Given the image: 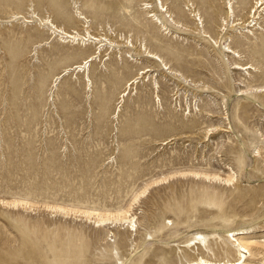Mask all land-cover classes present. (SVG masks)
<instances>
[{"label":"rangeland","instance_id":"374dc122","mask_svg":"<svg viewBox=\"0 0 264 264\" xmlns=\"http://www.w3.org/2000/svg\"><path fill=\"white\" fill-rule=\"evenodd\" d=\"M256 1L0 0V198L34 209L0 203V264L235 259L240 228L264 242V92L248 89L264 87V7L249 23ZM52 24L108 45L65 74L99 42L73 43ZM227 167L230 185L178 178L151 188L132 211L137 231L69 211L106 216L166 174Z\"/></svg>","mask_w":264,"mask_h":264},{"label":"bare ground","instance_id":"6f19581e","mask_svg":"<svg viewBox=\"0 0 264 264\" xmlns=\"http://www.w3.org/2000/svg\"><path fill=\"white\" fill-rule=\"evenodd\" d=\"M162 6L163 2H161ZM231 6V5H230ZM264 7V0H257L255 3V6L253 7V9L250 11V17L249 20L252 19L249 23L252 24L254 23V26L258 24V20L261 18L262 16V8ZM234 11L232 6L230 8L227 7V16L229 17V19H231L232 17H234L233 15ZM180 25V24H178ZM52 27L55 29L54 32H60L62 34H64L66 36V38H69L71 42H75V43H81V44H85L86 41H98L99 45L97 50L95 51V53L91 54L90 56H88L84 61H82L81 63L78 64H74L68 68H66L64 70L65 74H68L72 71H83L87 66H89L90 62H92L95 58H97L102 50L104 49L105 46L108 45V42H105L106 39H102L99 38L98 36H94L92 35L90 32L87 33H80L78 31H66L64 28L59 27L55 24H52ZM208 35L206 34L205 37H207ZM218 42V41H216ZM110 44V43H109ZM147 51V55L150 58H153L157 61H160L164 64V69H171V67L168 66V64H165L164 61L160 58V56L157 53H154L152 51ZM228 52H233L235 54L236 57H239L238 54H236V51L234 50H228ZM236 68L238 70H248V69H252L253 66L249 65V64H241V63H236ZM172 70V69H171ZM63 72V73H64ZM141 74L139 73L134 79H132L130 81V83L133 81V83L131 84L134 85L137 83V81L142 77L143 74H146V70H141ZM64 76V75H63ZM61 76L58 77V79ZM128 87L126 88L127 91ZM248 89H250L251 91H254L256 93H262L264 92V87H259L254 89L253 87H250L248 85ZM126 91L124 93H126ZM251 91L249 93H251ZM125 96V94H124ZM123 96V97H124ZM214 132H212L211 134H213ZM169 141V140H168ZM170 143V142H169ZM168 143V144H169ZM260 153V151H259ZM229 169V173L224 174L225 176H222L223 174L221 173V171H207L204 169H185V170H179V171H174L171 172L169 174H166L160 178L154 179L152 182L146 184L145 187L142 188V190L139 192L134 193L132 199L130 200L129 203H126L125 205L118 207L116 209V211L114 212H107V215L104 216L103 212L98 210V209H94V208H85V209H77V208H72V209H68L69 211L72 210V212H70L71 214H73L75 217H85L87 219V221H89L90 223H93L94 227L97 228H106L108 227L109 229H111L112 227H119V226H124L127 225V227L132 230V231H137L136 226H137V220L138 217H136L135 213H132V211L134 210V206L140 201V199L142 197H144L148 192H150V189L153 188L154 186L160 185V184H166L167 182H170L172 180L178 179V178H193V179H200V180H210L213 182H219L223 183V184H232L234 183V181L236 180V173L234 172V170L229 167H227ZM15 199V198H14ZM12 200V199H2L0 198V203L6 206H10L13 208H18V207H26V208H32L33 205L31 201L29 200ZM52 206V205H51ZM49 207V206H48ZM56 210H60L59 208L65 210V213L68 214L69 212L66 211L65 208L60 207L57 209V207H55ZM33 209V208H32ZM54 209V208H53ZM34 210V209H33ZM53 212H56L55 210ZM232 241H233V245L231 246V248L234 250V252L236 253L237 258L235 259H230V258H225V259H212V258H206V257H198V258H194L193 260H190L187 264H248L247 261H249L250 257H259L261 256V261H264V253L262 251H260L261 249H259L261 246H264V242H262L261 240H257V238H255L254 236H252L254 234L253 230H248V229H237L234 230V232L232 231ZM255 249L257 251H255Z\"/></svg>","mask_w":264,"mask_h":264}]
</instances>
